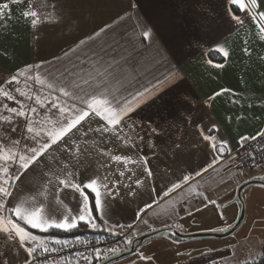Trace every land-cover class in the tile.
Returning a JSON list of instances; mask_svg holds the SVG:
<instances>
[{"label": "snow or ice", "instance_id": "1", "mask_svg": "<svg viewBox=\"0 0 264 264\" xmlns=\"http://www.w3.org/2000/svg\"><path fill=\"white\" fill-rule=\"evenodd\" d=\"M225 2L235 6L226 9L230 20L242 27L246 21L234 13L243 11L257 24L256 39L264 43L261 0ZM13 3L25 5L20 17L34 39L40 38L46 26L54 28L65 22L62 0H4L0 3V32H7L10 27ZM134 8L135 4L129 11ZM127 19V12L119 17L121 21ZM139 36L141 43L152 39L146 29ZM88 39L91 41L92 37ZM244 44L243 52L251 58L248 41ZM215 50L225 61L230 56L227 46ZM258 60L264 62V55ZM127 64V58H117L110 47L80 40L64 52L63 59L57 56L51 61L26 64L0 80V264H111L113 257L129 250L120 244L131 245L136 235L130 231L135 224L113 219L115 202H131L145 191L149 201L144 208L136 209L137 220L148 209L155 212L156 207L181 219V210L185 216L194 215L185 206L191 203L185 192L198 197L203 207L216 205L215 200L210 201L204 192L196 190L199 184L194 186L192 180L194 176L203 178V173L232 158L230 142L218 134L201 133L212 156L206 166L188 169V174L182 173L176 180L168 179L165 173L161 177V191L166 198L163 204L151 195L156 192V173L140 147L145 142V125L132 114L142 102L163 100L160 94L179 76L175 71L157 76L153 62L145 61L139 69L131 70ZM213 66L222 68L224 64ZM172 91L177 92L174 119H179L191 101L186 95L180 96L177 89ZM225 92L238 95L231 89H222L209 100ZM249 99L260 100L264 105V95ZM231 102L238 103L236 99ZM228 119L231 121V117ZM147 131L155 136L159 128L150 127ZM216 131L219 133V129ZM259 139H264V131L241 136L237 143L251 157V146L244 142ZM182 146L180 142L174 144L177 149ZM255 151L264 158V146ZM81 169L91 170V175L81 179ZM201 210L202 207L196 208ZM142 222L157 231L147 219ZM32 229L52 235L44 239ZM89 234L95 235L89 238ZM185 254L191 255L176 253ZM137 259L143 264H156L154 254L139 252ZM241 264H264V248L258 254L250 252Z\"/></svg>", "mask_w": 264, "mask_h": 264}, {"label": "crops", "instance_id": "2", "mask_svg": "<svg viewBox=\"0 0 264 264\" xmlns=\"http://www.w3.org/2000/svg\"><path fill=\"white\" fill-rule=\"evenodd\" d=\"M2 2L4 0H0ZM62 3L65 22L54 28L46 26L39 39L32 37L27 23L20 17L25 5H11L10 27L7 32H0V80L26 64L51 61L57 56L63 59L64 52L80 40L97 47H110L117 58H127L129 70L133 67L139 69L148 61L154 63L157 76L175 71L179 79L160 94L164 99L142 102L132 114L145 125V142L140 147L156 173V192L151 195L160 204L166 199L161 191L164 188L161 177L165 173L168 179L176 180L182 173L188 174V169L206 166V161L212 159L201 133L218 134L227 139L233 153L240 147L237 142L241 136L264 131V105L260 100L249 99L264 95V62L258 60V56L264 55V43L256 39L257 24L243 11L234 13L246 21L239 27L230 20L226 11L235 6L226 4L225 0H62ZM133 4L136 8L129 11ZM261 4L264 7V0ZM126 12L129 19L119 20ZM101 29L105 31L96 36L95 33ZM142 29L152 33L151 41L141 43L139 33ZM90 36L91 41L88 39ZM129 38H132L131 44ZM244 41H248L247 46L253 52L251 58L243 52ZM219 46H227L230 51L226 61L215 50ZM210 54L221 61L213 62ZM218 63H223L224 67L213 66ZM172 89H177L180 96L186 95L191 101L188 111L181 113L179 119H174L177 92ZM222 89H231L238 95L233 97L225 92L209 100ZM233 99L238 103L233 104ZM249 104L253 107L249 108ZM150 127H158V134L154 136L147 131ZM177 142L183 145L179 149L174 147ZM153 143L156 145L154 148L151 146ZM230 161L222 160L215 170L203 173V178L194 176L192 183L201 178L208 188L216 182H226ZM81 173L80 178L85 179L91 175V170L81 169ZM243 181L238 180L239 183ZM149 184L151 186L152 182ZM148 201L149 194L145 191L142 197L131 202L127 199L115 202L113 219L136 225L130 230L136 232L133 240L151 232L142 222L147 218L154 229L182 228L180 220L163 223L171 215L162 207L155 208L159 213L156 216L158 220L151 218L152 209L137 220L136 209L144 208ZM153 203L155 205V201ZM31 231L44 239L49 238L35 229ZM165 242L176 243L174 239H166Z\"/></svg>", "mask_w": 264, "mask_h": 264}, {"label": "rangeland", "instance_id": "3", "mask_svg": "<svg viewBox=\"0 0 264 264\" xmlns=\"http://www.w3.org/2000/svg\"><path fill=\"white\" fill-rule=\"evenodd\" d=\"M244 180L242 183L238 182ZM264 180V165L255 169L236 172L231 166L226 182L220 181L206 188L201 178L193 182L199 184L198 192H204L209 200H215L216 205L202 206V201L192 193H187L191 203L187 205L194 212L192 216H185L181 210L180 216L171 214L168 221L180 220V228H170L181 235L198 233H224L237 221L239 206L236 198L237 189L241 184L249 181ZM244 204V217L240 227L231 235L224 238H201L193 240H178L172 237H157L146 240L139 248L127 257L111 264H143L138 261L137 253L154 254L156 264H204L213 259L223 260L226 264H241L249 253L258 254L264 243V187L252 185L241 193ZM202 207L201 211L196 208ZM156 212L151 218L156 220ZM149 218H147L148 220ZM158 220V219H157ZM170 220V221H169ZM219 229H225L219 231ZM160 230V229H157ZM247 237V239H246ZM166 239H174L176 243H166ZM130 245H124L129 248ZM177 252L191 253V255H176ZM257 255L256 258H258Z\"/></svg>", "mask_w": 264, "mask_h": 264}, {"label": "water", "instance_id": "4", "mask_svg": "<svg viewBox=\"0 0 264 264\" xmlns=\"http://www.w3.org/2000/svg\"><path fill=\"white\" fill-rule=\"evenodd\" d=\"M252 185H258V186L264 187V180L249 181V182L241 184L240 187L237 189L236 198H237V202H238V206H239L238 218H237V221L234 223V225L229 230H227L226 232H224V233H198V234H190V235H181V234L175 232L173 229H160L157 231H151L149 233H146V234H143V235L137 237L133 241V243L130 245V247L128 248L129 250L123 251L117 257H113L111 263L118 261V260H121V259L127 257L128 255L134 253L139 248V246H141V244L143 242H145L146 240L152 239V238L169 236V237H172L174 239L188 241V240L201 239V238H224V237H227V236L233 234L242 224L243 217H244V204L241 200V193L247 187L252 186Z\"/></svg>", "mask_w": 264, "mask_h": 264}, {"label": "built area", "instance_id": "5", "mask_svg": "<svg viewBox=\"0 0 264 264\" xmlns=\"http://www.w3.org/2000/svg\"><path fill=\"white\" fill-rule=\"evenodd\" d=\"M245 145H250L249 152L252 153V156L246 155V153L239 147L235 152L232 153L231 166L236 172H243L250 169H255L264 165V158L262 155L253 149H259L261 146H264V139H259L257 141H247ZM254 157V159H253ZM95 235V234H93ZM92 235H89L91 238ZM109 242H113L111 237H107ZM120 247L124 248V244H120ZM204 264H226L223 260L213 259L207 261Z\"/></svg>", "mask_w": 264, "mask_h": 264}, {"label": "trees", "instance_id": "6", "mask_svg": "<svg viewBox=\"0 0 264 264\" xmlns=\"http://www.w3.org/2000/svg\"><path fill=\"white\" fill-rule=\"evenodd\" d=\"M211 56H210V59L213 61V62H220L221 60H219V58L218 57H216L215 55H213V54H210ZM43 236H50V235H52V234H48V233H41ZM80 234H84V233H80ZM60 235H64L63 233H61ZM89 235H93V234H89ZM135 240V239H134ZM133 240V241H134ZM262 248H264V243H263V246H262ZM128 249V248H127ZM257 260H259V257L257 258Z\"/></svg>", "mask_w": 264, "mask_h": 264}]
</instances>
